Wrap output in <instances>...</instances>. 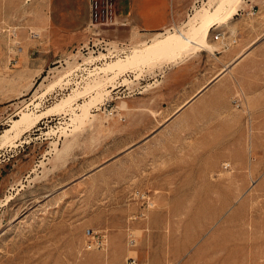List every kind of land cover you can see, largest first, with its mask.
I'll use <instances>...</instances> for the list:
<instances>
[{
	"label": "rangeland",
	"instance_id": "rangeland-1",
	"mask_svg": "<svg viewBox=\"0 0 264 264\" xmlns=\"http://www.w3.org/2000/svg\"><path fill=\"white\" fill-rule=\"evenodd\" d=\"M183 1L166 32L209 0ZM237 2L169 84L155 70L184 60L108 77L85 123L53 111L4 135L159 35L90 25L87 0H0V264H264V0Z\"/></svg>",
	"mask_w": 264,
	"mask_h": 264
},
{
	"label": "bare ground",
	"instance_id": "bare-ground-1",
	"mask_svg": "<svg viewBox=\"0 0 264 264\" xmlns=\"http://www.w3.org/2000/svg\"><path fill=\"white\" fill-rule=\"evenodd\" d=\"M237 3V0H209L206 2V5L197 8L194 14L189 17L188 29L181 30L177 28L176 30L159 32V36L153 42L147 43L146 45L142 43L144 46L138 45V47H134L135 49L132 48L134 50L129 56L125 58L118 57L109 62L107 61L104 66H99L101 68L100 72L103 73L101 75L102 78H99V76V79L96 78L93 81L91 80L92 82H87L84 88H76L73 93L64 97L59 103L39 114L33 115L30 112L24 111L21 118H14L13 127L6 129L4 135L8 134L11 129H17V133L20 135L25 131L26 127L38 123L53 111H70L71 121L76 125L85 123L91 117L90 108L92 104L102 100L106 96L108 90L105 88V82H107L105 79L108 77L112 78L119 74L120 71L137 66L143 61H153L154 59L162 57L185 56L199 51L202 47L216 49L215 43L210 38L211 27L218 21L219 26H221L223 20L229 24L230 19L238 8ZM231 29L234 31L233 26ZM221 33L222 30H217L214 37H220ZM108 54V52H103L102 55L107 57ZM97 58L98 55H95L93 58L87 60L93 62ZM67 76H69L68 72L60 74L56 80L51 82L52 85L61 83ZM87 94H90V98L75 105L80 97Z\"/></svg>",
	"mask_w": 264,
	"mask_h": 264
},
{
	"label": "crops",
	"instance_id": "crops-1",
	"mask_svg": "<svg viewBox=\"0 0 264 264\" xmlns=\"http://www.w3.org/2000/svg\"><path fill=\"white\" fill-rule=\"evenodd\" d=\"M87 3H89V0H87ZM186 8H187V4L183 0H118V11L120 18L127 22L124 25V27H126L130 31L131 37H134V34H136L135 38L148 36L149 34L154 32L155 33L165 32L166 28L171 27L172 24L177 23L178 21L184 18ZM232 18H234V16ZM214 27L215 28L220 27L219 21L216 22L211 27V31ZM201 50L212 51V49H209L207 47H202L199 51ZM189 55H185V56H189ZM238 55L239 53L237 54L236 58L238 57ZM177 59L184 60L183 58L180 57H174L173 59H169V60L173 61ZM154 60L153 61L149 60L148 61L149 63L143 61L137 66L140 67L145 64L153 65L158 61L166 60V59H154ZM231 63H233V61ZM188 64L189 61L187 59L184 61H180L176 64L166 63L162 65L161 69L155 70V78H156L155 81H159V82L164 81V83L169 84V82H171V78L173 77V75L185 71V69L188 67ZM227 67L228 65H226V67H224L223 70L226 69ZM223 70L221 69L220 71H218L210 80L199 86L192 94H190L187 98H185L180 104H177L172 114L183 109L185 106H187V104L191 100H193L195 97L201 94L203 90H205L210 83L216 80L217 77L221 75V73H223Z\"/></svg>",
	"mask_w": 264,
	"mask_h": 264
},
{
	"label": "built area",
	"instance_id": "built-area-1",
	"mask_svg": "<svg viewBox=\"0 0 264 264\" xmlns=\"http://www.w3.org/2000/svg\"><path fill=\"white\" fill-rule=\"evenodd\" d=\"M90 8V25L94 26H124L127 22L122 20L118 11V0H89ZM223 32L220 37H223ZM220 37H215L219 39ZM237 42V38L233 39ZM131 239H135L131 237ZM94 244L104 245V236L98 235L93 237L88 243V248H93ZM131 264H136L135 259H131Z\"/></svg>",
	"mask_w": 264,
	"mask_h": 264
}]
</instances>
